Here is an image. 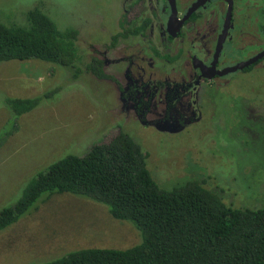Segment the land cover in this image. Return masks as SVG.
Segmentation results:
<instances>
[{
	"label": "rangeland",
	"instance_id": "rangeland-1",
	"mask_svg": "<svg viewBox=\"0 0 264 264\" xmlns=\"http://www.w3.org/2000/svg\"><path fill=\"white\" fill-rule=\"evenodd\" d=\"M38 1L0 0V22L18 21ZM45 1L52 5V19L67 15L78 30L76 43L84 62L92 50L108 48L124 9L133 15L134 0ZM262 3L258 1V6L264 7ZM135 43L140 39L119 40L115 48L120 50L114 54L128 53L123 45ZM226 48L235 54L233 45ZM261 48L263 43L245 44L228 63ZM123 66H106L120 78V85ZM251 74H234L231 83L213 88L202 107L203 119L180 131L141 124L137 115L123 110L120 90L109 80L87 72L73 78L70 69L38 59L0 62V208L13 204L50 163L67 154L81 156L120 132L138 143L160 187L195 180L232 207L263 206L264 133L254 131L252 141L245 143L246 132L240 129L239 116H234L242 99L264 102V70ZM38 95V105L18 116L4 106L7 98ZM140 242L137 228L129 220L113 218L107 206L69 193H44L0 230V264H41L70 250L126 249Z\"/></svg>",
	"mask_w": 264,
	"mask_h": 264
},
{
	"label": "trees",
	"instance_id": "trees-1",
	"mask_svg": "<svg viewBox=\"0 0 264 264\" xmlns=\"http://www.w3.org/2000/svg\"><path fill=\"white\" fill-rule=\"evenodd\" d=\"M51 6L40 0L18 21L0 22V62L38 59L70 69L73 78L81 72L108 77L97 58L83 61L78 30L67 15L52 19ZM119 26L112 42L131 32L127 33L125 14ZM40 99L7 98L4 106L18 116L35 108ZM44 193H69L107 206L113 218L129 220L137 228L141 242L126 249L70 250L41 264H264V205L232 207L195 180L160 187L147 168L146 154L124 132L107 143L93 144L81 156L67 154L38 172L13 204L0 208V230Z\"/></svg>",
	"mask_w": 264,
	"mask_h": 264
},
{
	"label": "flooded vegetation",
	"instance_id": "flooded-vegetation-1",
	"mask_svg": "<svg viewBox=\"0 0 264 264\" xmlns=\"http://www.w3.org/2000/svg\"><path fill=\"white\" fill-rule=\"evenodd\" d=\"M258 1L231 0L230 19L224 28L228 0H134L133 15L126 9L122 13L130 27L127 33L131 32L112 42L121 31L119 19V30L108 48L92 50L90 59L102 63L108 77L100 79L117 86L123 110L137 115L141 124L180 131L192 128L203 119L202 107L207 106L213 88L228 85L234 74L254 75L264 70V55L259 56L264 48L228 63L245 44H264V7ZM137 27L139 32L133 33ZM136 38L140 43L123 45L128 53L114 54L120 50L115 48L119 40ZM230 45L234 55L226 48ZM115 63H124L122 85L116 74L106 71L107 65ZM235 115L246 132L245 143L252 141L254 131L264 133V102L242 99Z\"/></svg>",
	"mask_w": 264,
	"mask_h": 264
},
{
	"label": "water",
	"instance_id": "water-1",
	"mask_svg": "<svg viewBox=\"0 0 264 264\" xmlns=\"http://www.w3.org/2000/svg\"><path fill=\"white\" fill-rule=\"evenodd\" d=\"M171 2H172V0H171ZM231 8H232L231 0H228V10H227L226 18H225L224 28H227V26H228L229 19H230V14H231ZM261 55H264V51L259 56H261ZM240 66L241 65H238L237 68H240ZM231 69H235V67H233ZM231 69H229V70H231Z\"/></svg>",
	"mask_w": 264,
	"mask_h": 264
}]
</instances>
